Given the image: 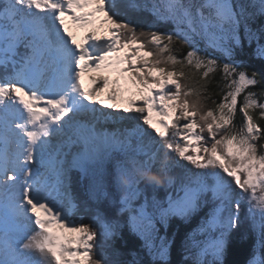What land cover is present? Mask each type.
Listing matches in <instances>:
<instances>
[{
    "label": "snow or ice",
    "instance_id": "obj_1",
    "mask_svg": "<svg viewBox=\"0 0 264 264\" xmlns=\"http://www.w3.org/2000/svg\"><path fill=\"white\" fill-rule=\"evenodd\" d=\"M126 11L172 28H142ZM258 17L264 0H0V264H141L116 246L125 228L153 264H168L157 225L187 221L209 200L186 259L224 264L246 224L264 246V72L236 59L247 41L264 61ZM102 71L120 78L93 75ZM217 72L219 101L209 92ZM170 154L199 171L172 175ZM74 172L93 206L88 223L71 219ZM161 187L165 201L149 198Z\"/></svg>",
    "mask_w": 264,
    "mask_h": 264
},
{
    "label": "trees",
    "instance_id": "obj_2",
    "mask_svg": "<svg viewBox=\"0 0 264 264\" xmlns=\"http://www.w3.org/2000/svg\"><path fill=\"white\" fill-rule=\"evenodd\" d=\"M125 15L127 18L132 19L135 23L139 24L142 28H150L154 27L159 29L160 31H170L172 26L170 24H159L154 23V18L150 13L146 11L142 12H134V11H126ZM262 24H264V18L258 17L254 22L252 27L258 28ZM203 46V44L201 45ZM255 45L252 47H248L247 41H244V46L242 50H238L236 59L241 60L248 67L249 74L252 71H256L258 73L264 72V61H260L253 58V49ZM188 51L187 47L181 48L179 45L176 46V55L178 57H183L184 54ZM199 78L197 77V80ZM212 83L209 85V92L211 93L212 99L219 101L221 99V91L217 86L218 82L221 81V74L217 72L214 77L210 76ZM264 79V77H262ZM260 88H264V84L260 86ZM255 91L257 89H249ZM240 102L243 101V95L239 98ZM260 100L264 103V92L260 94ZM209 107H214V104L211 101L208 104ZM242 117L238 113L235 119V123L237 127H239L241 123ZM258 123L261 126H264V120H259ZM264 141H260L261 143ZM167 191L164 190L163 187L156 190L154 193L151 190L148 191V196L151 198L152 195L159 199H163L164 194ZM73 194L78 199V205L80 203L87 200L86 194L83 192L79 185H75L73 187ZM88 205L87 212V222H90V218L93 216V211L90 209L93 208L91 204ZM213 210V203L209 200V202L205 203L203 207L189 220L184 221L180 218L173 217L165 226L164 224H158V237H164L168 242H170V251L168 264H192V259H186L185 253V244L187 243L188 237L190 235H194L199 229L201 223L208 218ZM84 211V209H83ZM108 215H115L114 211H109ZM197 237H200L199 235ZM201 238V237H200ZM158 241V240H157ZM156 241V242H157ZM158 243V242H157ZM118 248H120L124 253V259H130L131 257L128 255L130 252H137L138 259L141 261V264H153L152 258L147 254V251L143 248V241L133 235L127 228L123 230L122 238L117 241ZM255 258L257 261H264V246L258 242V235L256 232L252 231L251 228L246 224L244 228H242L238 233L234 232L230 234L228 238V244L226 247V251L223 257L224 264H249V262ZM206 261H210L211 257H204Z\"/></svg>",
    "mask_w": 264,
    "mask_h": 264
},
{
    "label": "rangeland",
    "instance_id": "obj_3",
    "mask_svg": "<svg viewBox=\"0 0 264 264\" xmlns=\"http://www.w3.org/2000/svg\"><path fill=\"white\" fill-rule=\"evenodd\" d=\"M103 19V17L101 16V17H99L98 18V21H97V29L99 30V21L100 20H102ZM68 28H69V30L74 34V35H76L77 33H75V30H73V29H71L70 28V26L68 25ZM80 39H78V41H79ZM3 71V69H0V72H2ZM97 75H105V76H108L109 77V79H118V78H120L119 76H118V73L117 72H115V71H103V72H101V73H99V74H97ZM121 82L123 83V78H121ZM136 90L135 89H132V92L134 93ZM132 99H134V100H136L138 103H142V101H141V99H140V97L138 96V95H133L132 96ZM123 106V105H122ZM155 119H157L155 116H154V120ZM156 127L158 128L159 126L158 125H156ZM161 131L163 130V129H160ZM197 170V169H196ZM197 171H199V170H197ZM228 179H231V178H228ZM237 191H238V189H237ZM90 220H91V218H90ZM195 234H197V232L195 233ZM216 234H218V233H209L208 235H206V236H204V235H199L200 237H197L198 239H200L201 241H207V240H210L211 238H212V236L213 235H216ZM198 236V235H197ZM164 238V237H163ZM165 239V238H164ZM158 241V243H159V239H157ZM253 260V259H252ZM251 260V261H252Z\"/></svg>",
    "mask_w": 264,
    "mask_h": 264
},
{
    "label": "bare ground",
    "instance_id": "obj_4",
    "mask_svg": "<svg viewBox=\"0 0 264 264\" xmlns=\"http://www.w3.org/2000/svg\"><path fill=\"white\" fill-rule=\"evenodd\" d=\"M68 21H71V19H66V22H68ZM72 23H73V22H72ZM73 24H74V23H73ZM83 35H84V32H80V33H78L76 36H77V38H81V37H83ZM84 83H85V87H86V88L92 86L89 77L86 76V75H85V77H84Z\"/></svg>",
    "mask_w": 264,
    "mask_h": 264
}]
</instances>
